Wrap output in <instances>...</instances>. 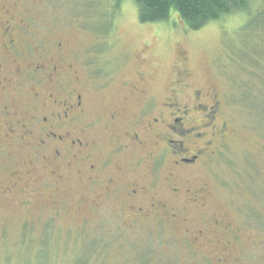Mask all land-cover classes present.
Wrapping results in <instances>:
<instances>
[{
	"label": "rangeland",
	"instance_id": "374dc122",
	"mask_svg": "<svg viewBox=\"0 0 264 264\" xmlns=\"http://www.w3.org/2000/svg\"><path fill=\"white\" fill-rule=\"evenodd\" d=\"M0 3L11 10L9 17L30 25L24 29V76L15 73L18 63L12 61L18 59L1 57L0 42V82L12 81L0 84V264H264V1L252 8L255 20L243 31L245 15L197 31L177 13L169 21L142 23L133 0H122L117 10L116 0ZM59 44L83 82L76 86L85 108L77 125L98 139L92 151L98 174L105 156L127 167L117 179L119 192L138 173L146 174L142 181L149 190L167 189V163L150 175L142 161L147 153L122 158L113 152L118 135L109 139L104 128L115 106L129 104L136 112L130 85L144 79L154 103L168 95L178 71L188 70L190 91L218 88L229 139L201 167L200 179L187 181L189 187L205 185L209 196L200 195L196 203L173 194L167 203L175 217L144 220L130 211L122 214L126 207L116 196L97 199L112 174L108 165L107 175L92 186L74 170L61 173V181L55 178L35 148L40 129L50 125L44 118L58 110L48 95L67 97V85L50 87L42 79L52 66L44 61L58 59ZM41 63L46 68L35 73ZM187 91L182 88L181 96ZM23 109L27 146L16 116ZM173 187L187 190L185 181Z\"/></svg>",
	"mask_w": 264,
	"mask_h": 264
},
{
	"label": "flooded vegetation",
	"instance_id": "af4514ba",
	"mask_svg": "<svg viewBox=\"0 0 264 264\" xmlns=\"http://www.w3.org/2000/svg\"><path fill=\"white\" fill-rule=\"evenodd\" d=\"M0 5L3 6L0 8V42L2 50L5 51V56L2 54L1 57L5 60L18 59L19 62L12 61L18 63L15 73L24 76V65L27 62L22 60L27 59L24 54V29L28 30L30 25L25 23L24 19L19 23L16 22V19L9 17L11 10L6 9L7 6L2 3ZM57 51L58 59L51 58L44 61L46 66H52L48 68L49 75H43L42 79L49 80L50 87H54L58 82L67 85V97L62 100L58 93L48 95L54 109L58 110L50 114L53 115L52 118H44V122L50 125L40 129L35 155L41 154L58 181L63 179V173L68 174L74 170L76 174H82L88 185L92 186L100 183L101 174L107 175L108 165V170L112 174L104 182L102 197L97 199L102 201L106 195L107 198L116 196L117 199L120 198L118 200L120 206L126 207L120 210L122 214L130 211L133 218L144 220L156 217L165 219L171 215L175 217L167 203L173 194L177 197L186 196L190 202L196 203L200 201V195L205 197L210 195L205 185L189 187L187 181L199 180L201 167L216 158L229 139L230 131L222 118L223 98L218 88L213 85L204 89L191 87L190 91V86L186 84L188 70L178 71L166 89L168 95L164 96L161 103H154L152 99L154 93L143 88L144 75L141 72L136 73L137 77L143 79L130 83L129 87L130 97L133 100L131 104L136 106V112L129 104H126V107L115 106L109 111L104 128L109 133V139L118 135L117 140L114 138L117 146L114 147L113 152L122 158L129 152L147 153L142 161L146 167L144 169L150 175H155L162 170L159 168L167 163V168L164 170L167 189L166 191L161 189L158 193L149 190L142 181L146 174L138 173L137 178L127 185L126 190L119 192L117 179L126 173L127 167L121 161L113 165L105 156L99 165L98 174L92 153L97 146L95 141L98 139L85 128L82 129L77 125V121L85 113V108L83 95L76 86L79 83L82 86L83 82L81 83L75 65L69 64V56L62 54V44L58 45ZM3 65L0 59V67L2 68ZM45 65L41 63L35 66L33 71L39 73L42 68H46ZM11 82L10 78H5L0 84L8 85ZM50 83H53V86ZM182 88L183 90L187 88L188 94L181 96ZM16 116L20 117L17 123L23 127L20 132L21 138L27 146L26 138L30 133L24 130V109ZM181 178L184 180H180ZM181 181L186 182L185 192L173 187L174 182L177 184ZM151 187L158 190V183H154ZM145 196L148 201L145 200ZM141 201H145L146 204L140 206L144 204ZM198 233L204 232L199 230Z\"/></svg>",
	"mask_w": 264,
	"mask_h": 264
},
{
	"label": "trees",
	"instance_id": "16d2710c",
	"mask_svg": "<svg viewBox=\"0 0 264 264\" xmlns=\"http://www.w3.org/2000/svg\"><path fill=\"white\" fill-rule=\"evenodd\" d=\"M122 0H116L115 10ZM139 10L142 23H158L169 21L174 13L180 15L186 26L194 31L200 30L210 23L221 21L232 15H245L246 23L255 20L252 11L257 3L264 0H133ZM246 98V97H245ZM249 101V98H248Z\"/></svg>",
	"mask_w": 264,
	"mask_h": 264
}]
</instances>
